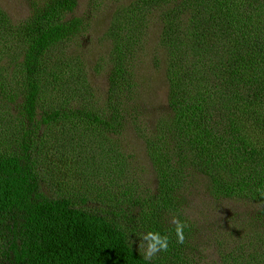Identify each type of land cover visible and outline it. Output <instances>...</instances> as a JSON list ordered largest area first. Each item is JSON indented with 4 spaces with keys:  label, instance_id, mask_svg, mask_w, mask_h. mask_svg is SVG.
<instances>
[{
    "label": "trees",
    "instance_id": "1",
    "mask_svg": "<svg viewBox=\"0 0 264 264\" xmlns=\"http://www.w3.org/2000/svg\"><path fill=\"white\" fill-rule=\"evenodd\" d=\"M79 4L30 0V15L17 26L0 8V39L13 36L0 41V55L18 44L17 71L0 70V264H167L173 255L182 260L177 251L189 247V220L172 223L166 213L177 199L184 202L196 177L207 180L218 200L255 206L249 214L254 224L228 244L226 264L264 263L257 243L258 224L264 228V0H134L122 6L108 31L117 45L108 95L97 109L67 102L81 80L75 74L72 86H65V47L88 22L74 15ZM148 20L163 25L159 46L169 83L167 109L153 129L138 123L157 186L152 197L138 195L130 207L90 208L91 195L49 188L48 178L59 185L61 179L56 159L42 165L44 151L57 133L92 128L100 132L99 144L119 154L115 148L124 135L112 140L108 129L124 125L127 104L140 98L135 64L146 45L141 37ZM136 230L161 247L160 257L133 245Z\"/></svg>",
    "mask_w": 264,
    "mask_h": 264
},
{
    "label": "rangeland",
    "instance_id": "2",
    "mask_svg": "<svg viewBox=\"0 0 264 264\" xmlns=\"http://www.w3.org/2000/svg\"><path fill=\"white\" fill-rule=\"evenodd\" d=\"M133 1L80 0L74 15L87 17V27L82 35L65 47L64 58L70 70L66 76V85L60 84L71 87L70 81H74V75H80L81 80L72 90L70 102L66 100L73 103L74 107L97 109L105 102L109 91L113 48L117 45V42L113 44L114 38L108 36V31L118 10ZM0 8L7 13L10 23L17 26L19 22L29 17L30 0H0ZM154 11L155 8L151 14ZM162 32L163 25L160 22L148 20L147 30L141 37L146 45L142 46L140 56L138 54L140 58L135 64L138 74L136 85H140V98L136 97L133 103H128L126 98L125 103H128L131 111L122 113L125 124L120 123L108 129L107 136L112 140L124 135L115 148L119 154L116 152L114 154L113 150L107 151L106 147L99 144L100 132L92 128H82L77 133H73L74 131L70 133L69 129L64 131L65 134L57 133L55 139H48L49 143L41 161L42 165L48 162L51 165L53 159L57 161L55 169L59 176L56 178L61 179V185L53 178H48L52 191H60L63 195L78 198L91 195L90 203H93L89 207H100L105 210L109 207L118 209V204L130 207L138 195L147 199L154 195L158 179L149 148L143 143L139 133L138 123L139 126L153 129L155 121L167 109L169 91L167 59L165 50L159 46ZM6 36L7 38L0 41L13 39L10 34ZM17 48L18 44L15 43L9 54L0 55V70H5L3 75L17 71L13 60ZM69 76L72 77L70 80ZM53 82L55 84L56 79H53ZM53 86L51 83L49 94L55 97L57 91ZM118 128L122 129L117 133ZM60 130L61 127L56 128V131ZM82 131H85L83 136ZM80 142L86 147L79 148ZM97 146L100 147L99 151ZM205 183L207 180L196 177L190 183L192 187L184 196V202L177 199L174 207L166 213H171L168 220L172 223H180L181 218L186 216L191 229L189 233L191 241L187 240L189 247L177 251L184 254L182 260L176 259L173 255L167 260V264H226L228 260L224 261V255L228 244L240 241L254 224L249 215L254 213L253 203L238 199L218 200L207 189ZM55 185L60 187L56 188ZM139 211L135 209V213ZM242 228L247 229L244 231ZM257 228L262 234L257 243L259 248L264 249V228L259 224ZM131 239L133 245L146 256L160 257L161 247L149 238V235L136 230ZM231 262L236 264L235 261Z\"/></svg>",
    "mask_w": 264,
    "mask_h": 264
}]
</instances>
